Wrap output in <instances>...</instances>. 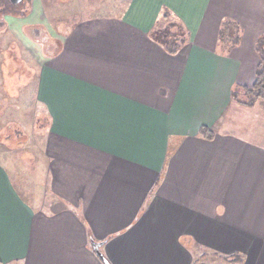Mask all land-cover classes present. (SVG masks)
<instances>
[{
    "label": "crops",
    "instance_id": "0c3cea01",
    "mask_svg": "<svg viewBox=\"0 0 264 264\" xmlns=\"http://www.w3.org/2000/svg\"><path fill=\"white\" fill-rule=\"evenodd\" d=\"M165 11L174 54L153 38ZM68 25L31 52L44 179L22 186L0 156V264H264V102L233 98L264 0H130Z\"/></svg>",
    "mask_w": 264,
    "mask_h": 264
},
{
    "label": "rangeland",
    "instance_id": "374dc122",
    "mask_svg": "<svg viewBox=\"0 0 264 264\" xmlns=\"http://www.w3.org/2000/svg\"><path fill=\"white\" fill-rule=\"evenodd\" d=\"M129 1L30 0L27 1L28 3L25 2L22 8L17 7L16 14L9 13L10 27L7 22L2 23L0 27V30H3L0 32V156L3 160L9 159L8 164L13 171V177L22 186H29L32 182L39 183L45 175L44 168L40 166V162L44 161V155L38 146L41 145L40 141L43 137L39 135L47 131L48 121L43 106L36 101L34 95L32 82L36 69L32 65L34 60L31 58V52H40L39 41L52 37V34L67 32L70 26L68 24L88 15H109L122 11ZM0 2V18L5 20L2 12H7V8H4L1 0ZM32 3L36 5L34 13L31 12ZM24 9L27 11L21 16L19 10ZM38 19H43L46 23H29ZM166 29H169L171 36L183 43L182 40L185 39L183 26L171 15L163 17L155 30L158 33ZM30 39H34L36 43ZM23 41L28 42V47ZM234 99L245 106L264 102V99H257L252 105L243 103L242 101H250L243 86H239L237 97ZM10 122H15L18 126L11 125ZM256 122L260 120L257 119Z\"/></svg>",
    "mask_w": 264,
    "mask_h": 264
},
{
    "label": "trees",
    "instance_id": "16d2710c",
    "mask_svg": "<svg viewBox=\"0 0 264 264\" xmlns=\"http://www.w3.org/2000/svg\"><path fill=\"white\" fill-rule=\"evenodd\" d=\"M1 1H2V4H4V8H7V12L6 11L2 12L3 17L7 13L8 14L9 13L16 14L18 11L17 7L22 8L23 7L22 5L25 4V2H27V1L30 2V0H26V1L21 0L18 3H13L10 0H1ZM0 4H1V2H0ZM29 8H30V3H29ZM27 9L26 10L25 9L19 10L20 15L25 14ZM169 15H170V13L168 11H165L163 13L164 18L168 17ZM2 23H6V21L0 18V27H1V25H3ZM174 24L172 23V25H174ZM234 30H236V31H234ZM238 31H239L238 25H236L232 22H225V23H223L221 30H220L221 39H224L227 43L230 42L232 45L237 44L240 41V36H239ZM153 38L155 40H157L158 42H160L169 53H173V54L176 53L180 49L181 44H183L185 42V40L183 39L182 40L183 43H181L176 38L171 36L169 29H166L164 32H158V33L156 30H154ZM256 50H257V53L259 55V63H258L257 68H256L255 81L252 85H250V87L247 85L243 86L245 89V92L247 93V95L250 98V101H248V102L242 101L243 103H245L247 105L254 104L257 99H264V34L258 38L257 43H256ZM238 88H239V86H237L235 88V91L233 92V98L237 97V89ZM10 124L18 126L17 124H15V122H13V123L10 122ZM201 132L205 133V134H209L210 131L208 128L202 127ZM230 257H231L230 260H233V261L239 260L238 254L232 255ZM225 258L228 259V257H225Z\"/></svg>",
    "mask_w": 264,
    "mask_h": 264
},
{
    "label": "water",
    "instance_id": "95a60500",
    "mask_svg": "<svg viewBox=\"0 0 264 264\" xmlns=\"http://www.w3.org/2000/svg\"><path fill=\"white\" fill-rule=\"evenodd\" d=\"M13 3H18L20 2L21 0H11ZM99 254L101 255V253L99 252Z\"/></svg>",
    "mask_w": 264,
    "mask_h": 264
},
{
    "label": "flooded vegetation",
    "instance_id": "af4514ba",
    "mask_svg": "<svg viewBox=\"0 0 264 264\" xmlns=\"http://www.w3.org/2000/svg\"><path fill=\"white\" fill-rule=\"evenodd\" d=\"M46 43V42H45Z\"/></svg>",
    "mask_w": 264,
    "mask_h": 264
}]
</instances>
